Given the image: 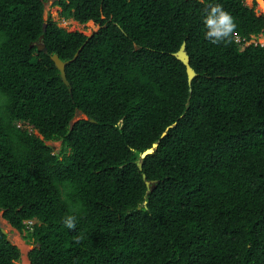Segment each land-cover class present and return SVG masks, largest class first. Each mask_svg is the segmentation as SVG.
Returning <instances> with one entry per match:
<instances>
[{
    "label": "trees",
    "instance_id": "obj_1",
    "mask_svg": "<svg viewBox=\"0 0 264 264\" xmlns=\"http://www.w3.org/2000/svg\"><path fill=\"white\" fill-rule=\"evenodd\" d=\"M214 4L236 25L219 44ZM262 4L55 1L98 27L88 40L45 19V0H0V210L31 264H264V46L235 40L264 37ZM21 255L0 228V264Z\"/></svg>",
    "mask_w": 264,
    "mask_h": 264
},
{
    "label": "rangeland",
    "instance_id": "obj_2",
    "mask_svg": "<svg viewBox=\"0 0 264 264\" xmlns=\"http://www.w3.org/2000/svg\"><path fill=\"white\" fill-rule=\"evenodd\" d=\"M57 0H45V19L49 17L53 18L59 23L61 27L66 28L68 31H81L86 35H90L93 32L98 30V27L91 23L87 26L81 25L74 20H63L59 15L60 7L55 5ZM247 4L251 5L254 0H245ZM259 13H264V4L257 8ZM83 118V116H78L77 119ZM53 147L56 153L61 150V142H49ZM0 228L4 229L7 232L9 240L20 248L21 250V259L18 264H26L25 258L28 259L29 263V253L34 248L32 243L27 242L24 238V235L15 230L3 217V211L0 210ZM31 264V263H30Z\"/></svg>",
    "mask_w": 264,
    "mask_h": 264
},
{
    "label": "clouds",
    "instance_id": "obj_3",
    "mask_svg": "<svg viewBox=\"0 0 264 264\" xmlns=\"http://www.w3.org/2000/svg\"><path fill=\"white\" fill-rule=\"evenodd\" d=\"M208 7L209 13L203 21L207 28L205 38L213 44H219L220 42L227 40L231 36L236 28V25L231 14L224 10L223 5L214 4L209 5ZM29 221H33L34 224L37 222V220ZM29 221L26 222L27 225ZM64 224L67 228L74 230L76 226L75 217H66L64 220Z\"/></svg>",
    "mask_w": 264,
    "mask_h": 264
},
{
    "label": "water",
    "instance_id": "obj_4",
    "mask_svg": "<svg viewBox=\"0 0 264 264\" xmlns=\"http://www.w3.org/2000/svg\"><path fill=\"white\" fill-rule=\"evenodd\" d=\"M199 1H202V0H199ZM256 1H257V3H259V5H260L262 2H263V4H264V0H256ZM46 27H47V25H45V28H46ZM94 34H95V32H93L92 34L88 35V40H89ZM43 39H44V36L41 37L40 42L38 43V49H39V51H43V50L45 49V45L43 44ZM88 40H87V41H88ZM87 41H86V43H87ZM86 43H85V44H86ZM84 46H85V45H83V46L79 49V51L76 53V55H75V57H74V59H73L72 61H74V60H76V59L78 58V56H79L80 52L83 50ZM174 56H175L178 60H180V61L186 66L187 74H188V81H189L190 86H192L193 80H194V79L196 78V76H197V72H196V70L191 66V58H190V55H189L188 50H187V44H186V42H184V43L182 44V46H181V48H180V50H179L178 52L174 53ZM52 60L55 62L56 67H57L58 70L61 72V76H62V79H63L64 83H65L67 86L70 87V82L68 81V79H67V74H66V66H67L68 62H64V61L60 58V56H59L58 54L53 55V56H52ZM92 121H94V120H92ZM172 127H174V125L171 126V127H169V128H172ZM166 135H167V132H165V133L163 134V137L166 136ZM47 146H48L49 148H51V149H54V147H53L50 143H47ZM158 146H159V143H155V144L153 145L152 148H150V149L146 150L145 152H143L142 155H141V159L143 160V159H145L147 156L153 154V153L155 152V150L158 148ZM142 160L138 162V166L140 167L141 170L143 169V162H142ZM144 179H145V181H146V184H147V186H148V189L151 190L152 184H154V183H156V182H155V181H148L147 178H146V175H144ZM3 213H4V211H3ZM3 232H4L5 234H7V232H6L4 229H3ZM34 248H35V247H34ZM34 248H33V249H34Z\"/></svg>",
    "mask_w": 264,
    "mask_h": 264
},
{
    "label": "built area",
    "instance_id": "obj_5",
    "mask_svg": "<svg viewBox=\"0 0 264 264\" xmlns=\"http://www.w3.org/2000/svg\"><path fill=\"white\" fill-rule=\"evenodd\" d=\"M235 40H236L237 43H241L244 46H249L251 44H255V45L261 44L262 46H264V37L262 35H260L259 37L253 36L251 39H248L246 37H241L239 34H236L235 35ZM17 125H18V127H22V126H24L25 128L28 127L30 132H34L33 127H31V126H29L27 124L25 125L22 122H18ZM33 224H34L33 221H29L28 222V226H30V227Z\"/></svg>",
    "mask_w": 264,
    "mask_h": 264
},
{
    "label": "bare ground",
    "instance_id": "obj_6",
    "mask_svg": "<svg viewBox=\"0 0 264 264\" xmlns=\"http://www.w3.org/2000/svg\"><path fill=\"white\" fill-rule=\"evenodd\" d=\"M25 263L30 264L27 258H25Z\"/></svg>",
    "mask_w": 264,
    "mask_h": 264
}]
</instances>
